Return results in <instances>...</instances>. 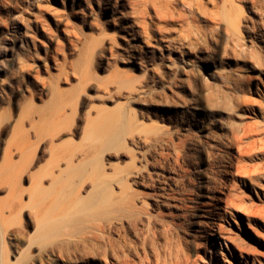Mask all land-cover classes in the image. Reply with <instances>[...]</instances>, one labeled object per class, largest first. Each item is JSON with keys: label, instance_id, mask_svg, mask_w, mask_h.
I'll use <instances>...</instances> for the list:
<instances>
[{"label": "rangeland", "instance_id": "374dc122", "mask_svg": "<svg viewBox=\"0 0 264 264\" xmlns=\"http://www.w3.org/2000/svg\"><path fill=\"white\" fill-rule=\"evenodd\" d=\"M16 1L0 0V17L3 6L10 16L7 35L27 6ZM189 2L183 20L122 34L119 58L94 68L84 89L81 43L70 55L74 74L60 80L67 93L81 87L79 96L53 98L49 82L34 95L35 72L16 77L15 89L0 82V264H179L208 228L209 206L217 229L254 253L235 258L214 228L197 264H264V0ZM92 18L81 27L98 39ZM114 26L110 38L118 36ZM123 55L148 67L129 70ZM60 100L67 115L55 125L51 110ZM232 129L244 135L228 151ZM102 197L104 208L81 209ZM96 222L106 237L94 236Z\"/></svg>", "mask_w": 264, "mask_h": 264}, {"label": "bare ground", "instance_id": "6f19581e", "mask_svg": "<svg viewBox=\"0 0 264 264\" xmlns=\"http://www.w3.org/2000/svg\"><path fill=\"white\" fill-rule=\"evenodd\" d=\"M233 1L235 2V0H225L228 4ZM16 2L17 3L15 4H20L21 0H17ZM188 3L190 4L189 0H27V6L24 8H19L17 5L15 7V9L19 8L18 10L16 9L17 14L19 15L17 16L18 22L14 23L15 25L12 24L15 29V32L12 35H7L5 32V30H7L6 26L8 24L7 22H9L8 20L10 16H7V12L3 6L0 17V28L2 29L0 45L1 48H3L0 55V82H9L11 88L15 89L19 85L18 80H15L16 77L19 78L20 75L23 76L25 74L27 75L35 72V80L37 81L35 85L37 84L38 88L35 90L33 89L34 95H39L41 92V86H45V84L49 82L52 88L53 98L63 99L66 96H71L75 91V94L78 92L77 94L79 96V94H81V90L79 91L81 88L80 85H82V87L84 86L81 88L84 89L85 86L87 87V83H90L89 80H92L91 78L93 75L94 78L97 77H95V72L93 73L94 68L99 67L104 62H106L109 67H112L114 61L119 58L116 46L123 43V38H121L122 34V36L131 34V37L133 38L137 35V33H143L153 28L158 20H183L185 18V14L189 12L191 7ZM38 8L40 11L37 10ZM15 14L16 13L13 11L12 16ZM88 17H93L90 24L92 25V29L100 35L98 39L91 38L90 35L84 34L85 32L82 30L81 25L82 23L85 24ZM65 20V26L64 28H61V24H63ZM113 22L115 25L114 29L118 32V36L114 35V37L112 36L110 38L106 31ZM17 30L20 31V34H18L19 32ZM108 40H110V43H107ZM19 41L22 45H20V48L17 50V42ZM81 43L87 45L88 55L87 58L83 60L85 70H83V72L80 73L81 75H79L80 85H78V87L80 88L77 90L74 89L75 91H71L69 88L70 92L67 93L60 88V84L62 83H60V80L65 82L69 81L72 74H74L76 62L75 60H72L70 55L73 50L79 47ZM53 44H55L54 50H52L53 48L51 49ZM122 58L126 60L129 70H133L137 66L144 68L148 67L147 62L142 58L132 59L131 57H126L124 55ZM11 65H14L16 68L11 70ZM42 67H45L46 70L50 72V75L48 76L49 78H47L48 80H46V76H42L44 74L41 72ZM52 68L57 71L55 73H53V71L51 72ZM115 70L118 72L117 68ZM118 73L120 74V72ZM126 73L128 74L129 71ZM55 80L56 82L54 86ZM100 83H102V81ZM70 98L74 99L75 96L74 98ZM64 100L63 103H61L60 100L59 103L61 104L59 106L58 103L59 107L55 106V104L53 105L54 107H52L54 109L51 111L53 112L56 110V112H51V116L55 117V114L57 115L55 120L51 119V122H54L55 125L60 122L59 118H64V116L67 115L64 111L66 110V105L68 106V104H66ZM108 111V114H110L111 111L107 110V112ZM109 117L112 118L115 123L119 120V113L117 111L113 112ZM105 123L103 121V124ZM99 127L101 128V126ZM111 127L114 128V125H111ZM105 128L106 127H104V129ZM107 128L103 131L106 132V130H110V125V129ZM100 130H102V128ZM243 135L244 134H242V136ZM242 136L241 134H238L236 130L232 129L227 141L228 151L235 147L238 149L242 143ZM12 151V148L9 146L6 152V159L11 158L13 154ZM233 166V162L229 161L225 168L229 172L231 170L230 168ZM20 171L23 172L22 170ZM21 172L17 174L21 175ZM210 197L211 201L218 199V195L216 193H213ZM91 202L92 201H83L81 203V209H91L92 206L93 209L104 208L107 204V197H102L98 201L94 202V204ZM240 204H245L244 196H240ZM212 205V207H214V204ZM206 212L209 214V220L206 222L208 228H203V226L200 228L192 253L186 255V258L179 264H197L200 247L202 244H205L204 241L211 240L209 234L214 228H216L214 238H223L233 246L234 250L231 251L232 256L237 258V254H240L241 257L243 254H249L251 248L245 244L244 240L234 237L233 235L223 231L221 228L217 229V225L213 219L215 217L214 215H218V213H214L215 210H211V206L206 209ZM93 234L97 238L106 237L107 232L105 226H103L100 222H96L93 226ZM251 251L253 254L254 251ZM162 262L148 261L146 264H162ZM218 263L221 264V261H218ZM112 264L117 263L112 262Z\"/></svg>", "mask_w": 264, "mask_h": 264}]
</instances>
